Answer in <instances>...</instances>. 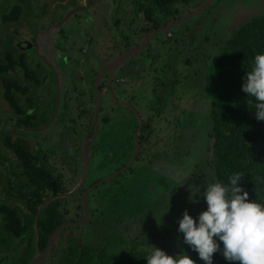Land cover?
Wrapping results in <instances>:
<instances>
[{
	"label": "rangeland",
	"instance_id": "obj_1",
	"mask_svg": "<svg viewBox=\"0 0 264 264\" xmlns=\"http://www.w3.org/2000/svg\"><path fill=\"white\" fill-rule=\"evenodd\" d=\"M68 1L0 0V9H3L0 10L1 14L3 11H9L15 3L22 8L21 19L17 23H5L0 14V58L3 60V53H6L3 50L5 44L14 33L16 38H29L31 32H35L34 30L48 26L47 19H53L55 8L66 6ZM87 1L76 0L75 3L84 5ZM101 1L103 5L109 7L106 21L104 20L106 25L113 26V23L119 20L117 30L120 33L115 35L116 39H120L121 36L125 39L126 34L133 28L136 30V42L142 39L145 34L142 31L145 17L143 12L137 13L135 2L133 3L132 0ZM229 2L230 0H222V6L226 8ZM263 2L264 0H239L233 10H228L226 20L233 21L232 28L238 29L235 26L251 18L250 16L242 18L250 9L249 5L252 4V8L258 9L262 7ZM202 3L204 4L205 1L194 0L189 6H185L181 17L194 12L203 5ZM217 4L196 19H191L192 21L188 23L189 27L185 28L184 23L171 33L168 31L155 36L149 44L151 48L149 45L147 47L149 52L140 54L127 65V68L132 71L133 78L128 74L122 86L123 96L119 93V89L114 90L119 93V100H126L136 108V112L147 125L143 135L145 139L141 140L142 152L128 171L91 192L89 206L93 211L90 213L94 212L96 217L91 216L90 222L83 227L73 228L69 234L74 239L90 245L101 243L103 245V242L121 240L122 244L129 246L146 244L148 248H159L168 255L169 252L177 251L176 255L183 252L194 260L195 264H205L197 252L183 243V234L178 233V221L182 219L185 210L194 219L207 210V204L202 195L194 197L198 203L189 201L188 197L191 195L189 188L195 194L196 189L192 187L195 185L200 188L202 194L209 183L216 182L210 164L209 122L205 118L210 98L209 78L213 61L211 57L217 55L220 47L215 44L219 41L218 33L216 37H213L215 33L212 32L209 36L210 41L206 43L204 31L200 30V27ZM95 10L98 13L97 9ZM77 16V18H84L83 15ZM77 18L74 20L75 23L78 21ZM221 34L223 33L219 31V36ZM208 35L206 34V37ZM112 44H115L114 40L111 43L105 39L100 49ZM213 44L215 45L211 48ZM123 45L120 44V46ZM12 50L10 48L8 52ZM13 52L18 57L20 51L13 50ZM31 54H34V50ZM99 54H102L101 50ZM24 55L29 59L30 54ZM33 66L27 63L26 68L31 71L34 69ZM18 69L19 67L17 68L19 81L26 82L23 75L25 71ZM121 75L123 76L122 73ZM68 111L67 108V111L62 113H68ZM105 114L109 120L107 123L100 124L99 138L102 136L106 144L103 148L110 149L107 152L102 149L101 152L99 147V153L94 152L87 185L112 176L124 165L126 166L129 163L128 159L136 154L135 135L139 126L137 115L135 117L131 109L128 111L124 108L111 109L105 111ZM17 119L13 109L4 99L3 79L0 77V132L11 133ZM92 132L93 128L90 133ZM76 133H78L77 129ZM50 147L49 151L55 149L52 152L59 153L54 145ZM37 152L39 154V151ZM108 152L113 154L111 160L106 159ZM63 157L68 161L67 154ZM11 159L10 162L15 163L12 156ZM10 165L9 163V167ZM159 167L162 168L161 171L153 169H159ZM188 171H191V175L185 179L184 174ZM148 206H152V209ZM69 212L70 210L67 213L68 220L77 217L75 212L72 211V215H69ZM108 223L117 227L111 229L112 226L110 227ZM217 242L220 243V251L213 254V264L217 263V257H221L223 251L222 242L218 240Z\"/></svg>",
	"mask_w": 264,
	"mask_h": 264
},
{
	"label": "flooded vegetation",
	"instance_id": "obj_2",
	"mask_svg": "<svg viewBox=\"0 0 264 264\" xmlns=\"http://www.w3.org/2000/svg\"><path fill=\"white\" fill-rule=\"evenodd\" d=\"M204 1L206 2V0ZM74 2L76 0H69L66 6H57L55 11H53V19H47L49 25L60 23L64 25L56 34L48 38L39 35L45 32L49 28V25L41 27L42 29L34 30L35 32H31V36L27 39L25 37L22 39L20 37L16 38L17 36H14L16 33H14L3 49L6 52L10 48L20 51L16 58L20 59L22 66L20 65L18 70L25 71L23 75L26 82L21 83L19 81L17 69L9 71L5 75L6 77H11L13 80L18 79L20 85L28 87V91L18 94L22 115L17 116L14 113L18 119L15 122L13 130L8 134H2L4 131H1L0 137L12 136V143H18L35 153L33 160L36 164L47 167L56 177L60 176L62 178L66 191L60 197L65 199L62 203L61 211L65 212L67 210L68 213V210H70L69 215H72L71 212L73 211L77 216V219H67L66 221H82L84 219V208H81L84 204V193L89 191L87 195L89 203L91 192L94 189L97 190L99 187L94 188L98 180L87 185L89 171L86 175L85 184L84 182L83 184L81 183L85 166L84 146L88 144V149L92 148V158L94 152L99 153V147H101L100 151L102 152V149L104 150V142L101 138L102 136L99 138V133L100 124L107 123L108 116L105 114V111L116 108L121 109L115 107L112 95H110L109 85L113 80L112 90L115 92V88L118 89L125 84L127 77H122L121 73L124 74V71L121 72L120 67L115 70L111 65L116 62L117 58H120L129 50H135L136 45L141 42L139 41L136 44V30L134 28L126 34L125 39L122 36L120 39L115 38V35L120 33L117 30L119 20H116L113 26L106 25L104 20L106 21V14L109 11L102 4L101 0H99L98 5H95L94 0H88L84 4L88 6L87 9L92 7V9H97L98 13L88 14V10L86 9L83 12L85 14L84 18L73 17L74 20L77 18L78 21H76L77 25L74 24L72 27L71 20L65 22L64 19L71 9L82 6L76 3V6L73 7L72 4ZM132 2H135L136 5V0H132ZM238 2L239 0H230V4L228 3V6L224 8L222 0H214L200 14L202 15L204 12L209 11L214 4L218 3L200 27V30L204 31V42L208 43L210 41L209 36L214 32L215 36L213 35V37H216V33H218L217 38L219 39L218 43L215 42V44L218 46L222 44L227 35L231 33L229 29L233 23V21L228 22L226 20L228 10H233ZM249 6L252 8V4ZM102 8L105 9V13L100 16ZM114 12H116L115 9ZM231 15L233 14L231 13ZM191 21L183 23L185 28L189 27L188 23ZM183 24L179 26H183ZM145 25L146 21L143 27ZM179 26H176L172 30ZM104 28H106L105 31ZM219 31L223 33L220 36ZM146 34H144L143 39ZM206 34L209 35L206 37ZM35 36H37V41L32 44V39ZM172 36L173 34L170 38ZM105 39L111 43L114 40L115 44L100 49ZM167 40L170 41V39ZM121 43L124 45L120 46ZM33 50L34 54H31ZM100 50L102 54L98 56ZM147 52L149 51L146 48L143 53L147 54ZM25 53L30 54L29 59L26 58ZM135 58L136 55L130 58L126 64H129ZM27 63L34 65V69L28 71L26 68ZM97 76H99L98 79ZM99 78H101L99 85L104 97L100 105H98L99 95L96 88ZM59 96H61L60 103ZM67 108L69 109L68 113H62V111H67ZM124 109L128 110L126 107ZM96 114H98L97 118ZM72 127H75V129H72ZM91 128H93L92 133H90ZM76 129L78 133H76ZM25 132L28 133L24 134ZM8 145L7 141L0 143V264H20L26 258L25 237L27 233L17 238L15 244L11 245V234L8 229V226H11V220L5 218L4 210L8 209V207H19L17 213L19 220L24 221L23 224H26V221H30L32 211L30 212L25 201H21L20 196L9 195L6 192V188H10L9 184L14 181V174L9 167V163L11 164L10 161L12 160L11 156L13 157L14 154ZM52 145L59 151L58 154L52 152L55 149L49 151ZM37 151H39V154ZM64 154H67L70 160L67 158L68 161H66L63 157ZM13 164L16 167L17 162L15 161ZM116 178L111 181H114ZM43 206L40 207L38 213L35 215L36 248L28 264H33L37 260L38 264H56L60 252V243L67 239L66 236L71 231V227H69V229H66L60 235L57 243H53L49 249L46 247L45 250H40L39 235L37 241L36 223L39 221ZM90 215L87 220L88 222H90ZM66 218H68L67 214ZM108 224L110 227L112 226L111 223ZM115 227L117 225L112 226L111 229ZM29 235L31 239V234L29 233Z\"/></svg>",
	"mask_w": 264,
	"mask_h": 264
},
{
	"label": "trees",
	"instance_id": "obj_3",
	"mask_svg": "<svg viewBox=\"0 0 264 264\" xmlns=\"http://www.w3.org/2000/svg\"><path fill=\"white\" fill-rule=\"evenodd\" d=\"M192 2L194 0L137 1L136 8L139 14L143 12L146 21V25L142 27L143 33L180 18L183 8ZM72 5L74 7L76 3ZM21 15L22 8L17 3L1 14L5 23H17ZM230 32L219 46L217 55L211 58L210 98L205 118L209 122L208 137L211 139L210 164L215 181L223 185L228 184V178L233 173H243L244 177L237 186L248 192L249 202L264 204V121L255 119L254 98L248 97L241 90L243 78L251 70L255 55L264 54V14ZM3 54L5 61L0 58V77L3 79L4 99L17 116L22 115L18 94L28 91V87L20 85L18 79L5 76L22 64L12 52ZM146 126L144 124L139 137L141 145V140L145 139L143 135ZM0 140L8 142L17 162L16 167L13 163L10 165L14 181L9 184L10 188H6V192L20 196L21 201H25L30 212L32 211L30 221L23 224L24 221L19 220L17 213L19 207L4 210L5 218L11 220V226H8L11 245L27 233L26 258L20 264H28L36 248L35 215L41 206L50 199L61 196L66 189L60 176L56 177L47 167L35 163V153L29 148L12 143V136L0 137ZM64 200H54L39 216L37 230L40 250L46 249L54 231L67 220V210L61 211ZM72 229L71 227L70 230ZM66 238L60 243L56 264H147L146 257L150 255L146 244L129 246L122 244L121 240L90 245L74 239L71 234ZM176 253L177 251L169 252V256L176 257ZM217 258L216 264H238L227 261L223 255Z\"/></svg>",
	"mask_w": 264,
	"mask_h": 264
},
{
	"label": "clouds",
	"instance_id": "obj_4",
	"mask_svg": "<svg viewBox=\"0 0 264 264\" xmlns=\"http://www.w3.org/2000/svg\"><path fill=\"white\" fill-rule=\"evenodd\" d=\"M241 90L254 98L255 119L264 121V54L255 55L251 70L243 78ZM184 175L187 179L191 171ZM243 177V173H233L227 185L209 183L202 194L195 185L192 186L196 189L195 194L189 188V201L198 203L194 197L202 195L207 210L197 219L185 210L178 221V233L183 234V243L197 252L205 264H213V254L220 251L217 240L223 244L222 255L227 261L264 264V204L249 202L248 192L237 186ZM149 248L147 264H195L183 252L172 257L159 248Z\"/></svg>",
	"mask_w": 264,
	"mask_h": 264
},
{
	"label": "water",
	"instance_id": "obj_5",
	"mask_svg": "<svg viewBox=\"0 0 264 264\" xmlns=\"http://www.w3.org/2000/svg\"><path fill=\"white\" fill-rule=\"evenodd\" d=\"M214 0H206V2L201 5L200 7H198V9H196L194 12L190 13L189 15L187 16H184V17H181L179 19H176L174 21H171L169 23H167L166 25L160 27V28H157V29H152L150 30L144 37L143 41L138 45L136 46V49H132V50H129L127 53H125L121 59L117 60L116 62H114L111 67L114 68L115 70H117L119 67H120V63L121 61L123 63H125L127 60H129L130 58H132L134 55H136L137 53L139 52H142L144 51L146 48H147V45L149 44V41L151 39V37L155 34H158V33H166L170 30H172L173 28H175L176 26H179L191 19H194L196 18L197 16H199ZM94 3L95 5H98L99 4V0H94ZM87 5H82L81 7H74L73 9H71L69 11V13L66 15L64 21L67 22V21H70L72 22V27L75 23L73 17L74 16H77V15H83L85 17V14L83 13L84 11H86L87 9ZM109 8V7H108ZM107 8V9H108ZM88 11V14H95L96 13V10L95 9H92V7L90 9H87ZM104 8H102V12H101V15L104 14ZM109 11V9H108ZM264 14V2L262 3V7L258 8V9H254V8H250L249 10H247L244 15L242 16V18H248V16H250L251 18H248L247 21H243L241 25H244L246 24L247 22L251 21L252 18H255L259 15H263ZM89 16V15H88ZM82 18V17H80ZM236 19V18H235ZM237 20V19H236ZM243 20V19H242ZM83 23V22H82ZM241 25L238 24V26H235L237 27L238 29L241 27ZM64 27V25L62 23L60 24H53V25H49V28L39 34L40 36L42 35L43 37H49L51 35H54L56 34L60 28ZM234 27V24L231 25V29L230 31L233 30ZM235 29V28H234ZM38 36V35H37ZM37 36H35L33 39H32V44L33 42L37 41ZM54 37V36H53ZM54 39V38H52ZM36 46V45H35ZM34 47V46H33ZM122 63V64H123ZM119 65V66H118ZM100 76V75H99ZM97 76V79L98 77ZM118 81V80H117ZM112 83H113V80L111 81L110 85H109V91H110V95H112V99L114 101V103L117 102V98L116 96L114 95V91L112 90ZM96 88L98 90V95H99V104L100 105L102 103V100H104V97H103V93L100 89V85L97 83L96 85ZM59 103L61 102V96H59ZM129 108L135 113V116L137 115V119H138V130L136 132V135H135V143H136V154L133 155V157H131V159L129 160V163L122 169H120L119 171H117L116 173H114L112 176L98 182L94 188L104 184V183H107V182H110L111 180H113L114 178L118 177L119 175L123 174L124 172L128 171L132 165L135 163V161L137 160V158L139 157V155L141 154L142 152V145L140 143V140H139V137L140 135L142 134L143 132V129H144V122L142 121L141 117L139 116V114L136 112V109H134V107L132 106H129ZM98 117V114H96V118ZM98 130V129H97ZM3 136V135H2ZM92 148L90 147V149H88V144H86L84 146V156H85V166H84V170H83V174H82V178H81V183L83 184V182H85V179H86V175H87V172H88V169H89V161H90V157H91V151ZM93 188V189H94ZM89 191H86L84 193V204H83V208H84V219L82 221H66L65 223H63L61 226H59L55 231L54 233L52 234L49 242H48V245H47V249L50 248V246L53 244V243H57L58 240H59V237L60 235L66 230L68 229L69 227H82L84 225L87 224V220H88V217H89V214H90V211H89V203H88V195ZM61 196H58V197H55V198H52L50 199L49 201H47L43 208L41 209V211L46 208L50 203H52L54 200L60 198ZM36 233H37V241H38V231H37V223H36ZM38 260L35 261V263L33 264H38Z\"/></svg>",
	"mask_w": 264,
	"mask_h": 264
},
{
	"label": "crops",
	"instance_id": "obj_6",
	"mask_svg": "<svg viewBox=\"0 0 264 264\" xmlns=\"http://www.w3.org/2000/svg\"><path fill=\"white\" fill-rule=\"evenodd\" d=\"M159 34L160 33H158V34H155V35H153L152 37H151V39H150V41H149V44H151V41H152V39L153 38H155V36H159ZM142 40H143V37H142ZM142 40H140V41H142ZM139 42V41H138ZM141 43V42H140ZM136 44H137V42H136ZM139 45V44H138ZM138 45H136V46H138ZM148 46V45H147ZM140 54H143V51L142 52H139V53H137L136 54V57H138ZM101 54H98V56H100ZM123 56V55H122ZM122 56L120 57V58H117L116 59V61L117 60H119V59H121L122 58ZM128 61V60H127ZM126 61V62H127ZM126 62L125 63H123L122 61H121V63H120V71L122 72V71H125L126 73H124L123 74V76L122 77H127L128 76V74H129V76L131 77V78H133V76L131 75V73H132V71L129 69V68H127V65L128 64H126ZM123 63V64H122ZM129 63V62H128ZM124 69H126V70H124ZM93 75H94V73H93ZM127 80V79H126ZM100 82H101V78H99V80H98V84H100ZM119 89V93H121L122 92V89H123V87H119L118 88ZM119 93H116V91L114 92V95L116 96V98L118 99V103H119V101H120V103L118 104L117 102L116 103H114V105H115V107H119V108H127L129 111H130V108H129V106H132L129 102H127L126 100H119V96H118V94ZM121 95H122V93H121ZM123 96V95H122ZM132 107H134V106H132ZM118 109V108H117ZM134 109H136L135 107H134ZM133 114H134V112H133ZM135 115V114H134ZM136 117V116H135ZM108 119V118H107ZM109 120V119H108ZM149 123V122H148ZM138 130V129H137ZM208 132V131H207ZM104 145H106V144H104ZM104 147V146H103ZM110 148H104V150L103 151H106L107 152V150H109ZM113 154L111 153V152H108V155H107V159L109 158L110 160H111V158L113 157L112 156ZM84 158H85V156H84ZM91 158L92 157H90V161H89V163H91ZM129 160H130V158L128 159V162H129ZM90 166H91V164H89V169H88V171H90ZM125 166V165H124ZM124 166H123V168H124ZM153 169H155V170H157V171H161V169L162 168H160L159 167V169H157V168H153ZM84 184H85V182H84ZM149 207H151V209H152V206H149ZM92 211V209L90 208V206H89V211ZM91 216H93V218L94 217H96L95 216V213L93 212L91 215H90V217ZM131 221V220H130Z\"/></svg>",
	"mask_w": 264,
	"mask_h": 264
}]
</instances>
